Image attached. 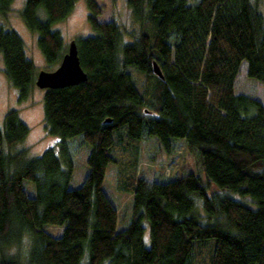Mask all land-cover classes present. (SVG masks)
I'll list each match as a JSON object with an SVG mask.
<instances>
[{"label":"trees","instance_id":"trees-1","mask_svg":"<svg viewBox=\"0 0 264 264\" xmlns=\"http://www.w3.org/2000/svg\"><path fill=\"white\" fill-rule=\"evenodd\" d=\"M13 1L0 0V17ZM76 2L24 0L18 12L50 70L67 49L52 26ZM260 2L126 0L140 24L128 40L115 21L97 19L95 0H84L93 34L74 42L87 79L43 95L44 127L56 141L29 160L24 151L0 152V264H264V106L234 92L244 61L248 76L264 86ZM0 57L17 102L25 101L35 66L18 34L1 23ZM28 132L15 110L4 115L0 141L7 146ZM76 136L89 150L88 172L69 188L66 142ZM148 136L167 151L173 139H185L202 174L167 182L140 176L136 151ZM110 164L118 189L133 198L131 222L120 230L118 208L102 188ZM24 181L34 185L33 196ZM211 185L222 193L212 194ZM49 226L61 234L51 235ZM21 234L30 238L25 263L7 255Z\"/></svg>","mask_w":264,"mask_h":264},{"label":"rangeland","instance_id":"rangeland-1","mask_svg":"<svg viewBox=\"0 0 264 264\" xmlns=\"http://www.w3.org/2000/svg\"><path fill=\"white\" fill-rule=\"evenodd\" d=\"M98 6H101V13L97 18L100 22L115 21L122 32L125 33L126 39H132L131 33L140 30V24L134 17L132 11L128 8L126 0H95ZM255 1V0H254ZM24 0H14L9 11L0 17V23L5 29L13 30L21 38L26 56L35 66V75L39 71H52L46 65L41 53L36 47V35L31 33L23 24L18 12L22 8ZM259 10L264 12V4L259 3ZM39 18H44L43 10L38 11ZM53 30L58 31L67 47L68 43L78 38L92 35L93 31L87 22V10L84 0H77L69 16L62 22L52 26ZM65 47V48H66ZM134 79L139 85L144 82V77L139 75L134 67H130ZM129 70V71H130ZM130 71V72H131ZM44 91L34 88L29 97L18 103L16 93L10 87L3 74L2 59L0 57V127H2L4 115L15 110L21 122L29 129L27 136L23 141L12 146H7L4 141H0V152L5 156H14L24 151V159H31L40 155L48 145L53 144L56 138L49 135L44 127L43 122V95ZM235 94H249L258 99L264 106V86L251 79L248 76L247 62L244 61L239 73L234 81ZM172 146L167 151L160 142L153 136H148L138 142L137 146V172L140 176L149 180H159L167 182L181 177L187 173L196 175L202 174L200 161L195 155V151L188 148L185 139H173ZM69 154L73 164V174L69 181L68 187H78L88 172L86 157L88 148L81 142L80 136L66 142ZM134 153V152H131ZM14 165L11 166L12 172ZM110 202L118 208L117 211V229H125L131 222L133 215V198L130 194L122 192L117 185V168L110 164L105 172L103 186ZM23 189L30 196L34 195V185L30 182H23ZM212 194L222 193L215 186L211 185ZM234 198V197H233ZM234 199L240 200L236 196ZM202 203V200H200ZM243 202V201H242ZM46 231L53 236H58L62 228L49 226ZM145 243L149 245V231L146 230L144 236ZM30 245V238L27 234H21L18 242L7 248V255L18 256L20 263L27 262V252ZM213 245V242H212ZM201 251L202 248H201ZM202 253V252H201Z\"/></svg>","mask_w":264,"mask_h":264},{"label":"water","instance_id":"water-1","mask_svg":"<svg viewBox=\"0 0 264 264\" xmlns=\"http://www.w3.org/2000/svg\"><path fill=\"white\" fill-rule=\"evenodd\" d=\"M154 71L159 77H162L156 64ZM86 79L87 76L79 63L76 44L71 41L58 66L52 71H39L35 75L34 85L42 90L57 89L76 85Z\"/></svg>","mask_w":264,"mask_h":264}]
</instances>
